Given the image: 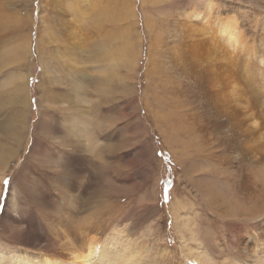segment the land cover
I'll list each match as a JSON object with an SVG mask.
<instances>
[{
	"label": "rangeland",
	"instance_id": "374dc122",
	"mask_svg": "<svg viewBox=\"0 0 264 264\" xmlns=\"http://www.w3.org/2000/svg\"><path fill=\"white\" fill-rule=\"evenodd\" d=\"M215 1L243 15L235 51H219L227 63L222 73L207 47L214 41L211 22L227 12L196 18V0H160L156 9L151 0H0V264L44 263L46 256L68 252L59 250L66 239L85 248L91 240L116 242L141 259L138 264H251L242 241L254 243L261 221L225 215L200 186L216 188L239 212L259 202L253 188L241 191L235 170L255 159L247 140L254 121L250 100L264 95V1ZM117 5L126 6V17H117ZM96 11L104 14L97 18ZM127 40L137 62L129 68L123 64ZM233 62L239 71H231ZM204 65L213 68L206 77ZM47 68L54 71L50 77L59 75V101L49 103L53 123ZM237 71L246 77L242 82ZM19 74L27 97L15 105L7 93ZM218 93L222 102L213 117L201 115ZM18 106L26 118L22 131Z\"/></svg>",
	"mask_w": 264,
	"mask_h": 264
},
{
	"label": "bare ground",
	"instance_id": "6f19581e",
	"mask_svg": "<svg viewBox=\"0 0 264 264\" xmlns=\"http://www.w3.org/2000/svg\"><path fill=\"white\" fill-rule=\"evenodd\" d=\"M169 1V4L171 2H173L174 0H167ZM194 1V0H193ZM264 1V0H262ZM152 2V6L154 9L157 8V5L159 4L160 0H151ZM163 2V1H162ZM166 2V1H165ZM196 5H198L196 8H194V12L190 14H188L190 12L187 11V15L188 16H194L196 18H199L200 16H202V18L205 20L206 17H209V16H213L214 17V13H222V12H227L228 11H233L235 10V8H232L231 6H216L217 5V2L215 0H203L202 2L201 1H198L196 0ZM228 3V2H227ZM194 3H192V5H194ZM200 4V5H199ZM221 5V4H220ZM230 5V4H229ZM44 6V5H43ZM71 6V5H70ZM73 6V5H72ZM206 6V7H205ZM68 7V6H67ZM118 7V11H117V17L121 18V15L122 17H126V6L123 5V11H122V6L121 5H117ZM194 7V6H193ZM192 8V7H191ZM190 9V8H189ZM218 9V11H216ZM44 11V9H42ZM46 10V9H45ZM81 9H79L80 11ZM192 10V9H191ZM183 11V9H182ZM185 11V10H184ZM181 12V11H180ZM205 12V14H204ZM236 12V11H235ZM184 13V12H182ZM90 14V13H89ZM96 14L98 15L97 18H100V15L101 14H104L103 12H97L96 11ZM186 15V16H187ZM250 13H245V18L249 17ZM12 16V15H11ZM82 16V15H81ZM193 17V18H194ZM226 18H215L213 19V21L211 22V24L214 26V30L212 32L211 29H212V26L209 27L210 30H207V32H210L211 33V36L213 38V42H211L212 44L211 45H208V54L210 53L211 56V62L212 64H214V66L221 70V73H222V69L221 67L226 71V68H227V63L225 62V56L222 55L219 51L221 52H224L226 53V55H228L229 53H231V51L229 50H234L236 49V43L239 42L240 40V37H239V32H238V29H239V21L241 22L242 20V17L243 15L241 14V12L238 13L237 11V15H235L234 13H226L225 15ZM195 18V19H196ZM14 19V18H13ZM118 19V18H116ZM186 19V18H185ZM190 19V17H189ZM226 19H228L226 21ZM82 21V20H80ZM203 21V20H201ZM211 21V19L209 20ZM249 21V20H248ZM7 22V21H6ZM25 22V21H24ZM210 23V22H209ZM2 27V25H1ZM50 27V26H49ZM54 28V27H53ZM207 28V27H206ZM96 29V28H95ZM197 30V29H196ZM195 29H192V34L197 32ZM201 30V28H200ZM206 30V29H205ZM24 31V30H23ZM80 31V30H78ZM88 31V30H87ZM120 31V30H119ZM194 31V32H193ZM42 32V31H41ZM200 32V31H199ZM202 32V31H201ZM205 32V31H204ZM25 33V32H24ZM209 33V34H210ZM53 32H52V28L50 29V33H49V40L53 39ZM203 34V33H202ZM110 35L112 36L113 35V32L110 33ZM195 35V34H194ZM207 35V33H206ZM24 36V35H23ZM128 36V33L125 34L124 36L122 37H127ZM204 36V35H203ZM208 38V37H207ZM198 40V39H197ZM210 40V38H209ZM242 40V38H241ZM201 41V40H200ZM21 42V41H20ZM52 42V46H51V53L52 55L54 54L55 52V49H54V45L55 43L53 41ZM130 41H126L125 42V46H126V53L124 54V61H123V64L125 67H132L133 64H137L136 61H133V60H136L134 59V56H131V52H133V48H134V45L133 43H129ZM242 42V41H241ZM196 44V43H195ZM242 44V43H241ZM197 45V44H196ZM200 45V44H199ZM244 45V44H243ZM18 46V45H17ZM234 46V47H233ZM48 48H50L49 46H47ZM242 47V46H241ZM98 48V46H97ZM238 48V47H237ZM205 49V48H204ZM49 50V49H48ZM42 53V52H41ZM102 53H105L107 54L108 53V48H107V52H106V48L103 49ZM118 53L121 54L122 51L121 50H118ZM101 55H104V54H101ZM209 55V56H210ZM19 56V55H18ZM27 56V55H26ZM21 57V56H20ZM24 58H25V55H24ZM54 58V57H53ZM239 58V57H238ZM57 59V58H56ZM200 60V59H199ZM208 60V59H207ZM246 60V59H245ZM263 60V59H262ZM25 61V60H24ZM243 63V60L241 61ZM45 65L47 63V66H48V57L46 58V61H44ZM29 64V63H27ZM129 64V65H128ZM52 65L56 68H59V63L58 61L56 60H52ZM23 66H24V63H23ZM22 66V67H23ZM27 66V65H26ZM238 65H236L235 62L232 63L231 65V71L234 72L235 71V68L236 70L239 71V69L237 68ZM137 67L134 66V68ZM160 67H161V64H160ZM162 68V67H161ZM164 68V67H163ZM213 70V68H209L207 65H204V67H201V71H202V74H204V77L208 76L209 73H211L210 71ZM254 70V69H253ZM252 68H250L247 72L250 74H252L253 71ZM164 71H165V68H164ZM217 71V70H216ZM236 72L237 73V78L236 79H240V82H242L241 80H243V76L242 74H239V72ZM45 72H48L46 76H48V83L49 86L51 87V89L47 92V96L46 97V107H47V114H48V118L52 121V123L55 121L54 119L52 120V113H51V107H52V104H49V103H54V101H59V75L58 76H54V77H50L51 74L54 73L53 70H49V68H47V71ZM110 72V70L108 71ZM161 72H162V69H160L159 71V76H161ZM166 72V71H165ZM86 75L88 74L87 72H85ZM80 74H84L83 72H81ZM165 74V73H163ZM170 76V75H169ZM229 77L232 78V74H229ZM245 77V76H244ZM84 78V81H85V77H82V76H79L78 79L81 81L83 80ZM171 78V77H170ZM221 78V77H220ZM246 78V77H245ZM47 79V78H46ZM45 79V80H46ZM165 79V77H164ZM234 79V80H236ZM250 79H251V76H250ZM159 80V78H158ZM161 80V79H160ZM205 80V79H204ZM47 81V80H46ZM176 81V80H175ZM224 81V80H223ZM170 82V81H169ZM168 82V83H169ZM232 82V81H231ZM15 85L12 87V89L10 91H8L7 94H10L8 95V99H10V101L13 99L15 101V105H18L20 102H22L26 97H27V86H26V81L24 80V76L23 74H19V76H17V78L15 79L14 81ZM159 83V82H158ZM164 83V81H163ZM188 83V82H187ZM206 80H205V86H206ZM245 83V82H244ZM170 84V83H169ZM168 84V85H169ZM177 84V83H176ZM162 85V84H161ZM165 85V84H164ZM166 85H167V82H166ZM174 85V84H173ZM217 85V84H215ZM48 86V85H47ZM172 86V85H171ZM176 86V85H175ZM179 86V85H178ZM186 86V84H185ZM218 86V85H217ZM239 86H241L239 84ZM162 87V86H161ZM174 87V86H173ZM249 87V86H248ZM101 88V87H100ZM160 88V87H159ZM166 88V87H165ZM169 88V87H168ZM239 88V87H238ZM243 88V87H242ZM262 88V86H261ZM172 89V87H171ZM174 89V88H173ZM172 89V90H173ZM213 89V88H212ZM48 90V89H47ZM66 90V89H65ZM167 90V89H166ZM176 90V89H175ZM184 93L186 91L183 90V88L181 89ZM67 91V90H66ZM161 91V90H160ZM164 91V90H163ZM178 91V90H176ZM175 91V92H176ZM209 91V90H208ZM213 91V90H212ZM234 91V90H233ZM248 91V90H247ZM251 91V89H250ZM180 92V91H178ZM249 92V91H248ZM65 93V92H64ZM163 93V92H162ZM252 93V92H251ZM46 94V93H45ZM178 93L174 94V96L177 97ZM179 96V95H178ZM218 96L219 97H214L212 100H209L210 103H211V108L208 110L207 108V111L203 112L202 111V114L201 115H205L206 112H208L209 115H211L213 117L214 115V110L213 108H219L220 105H221V102H222V99L220 97H222L219 93H218ZM237 96V95H236ZM256 96V95H255ZM6 97V98H7ZM216 99H219L220 102L218 100H215ZM251 98H253V95L251 94ZM260 99H263L264 100V95H259V97H257L256 99L253 98L252 100H250V109H251V115H252V118H253V122L251 124H248V132L250 133V137H248V150L250 149V153L251 151L254 152L255 154L252 156V158L254 157L255 159L253 160V162H248V163H244V165L240 166L239 170L236 172L235 170V175L238 176V185L240 184V188H241V191H246L249 187L250 189L253 188L254 190V196H255V199L257 198L259 200V202H255V208H251L250 210H247V211H243V212H239L238 210L235 209V206H233L232 204L230 205L229 202L227 201V199H225V196L222 192H220L219 190H217L216 188H213L207 184H201L200 188L201 190L206 194L207 198L209 197V199H211L214 203H216L219 207L223 206L226 208V211L223 212L225 215L227 214H233V217H241L242 215H246L245 217L250 219V216L251 218H257L259 219L261 222L260 223H256L257 225H260L259 229H256V232H255V236H252V239L254 241L253 244L249 243V241L247 239H244L242 242L244 243V245L242 246L243 247V250H245V254H247L248 256H250L251 259V264H264V256H261V255H264V243H261V240L264 239V182H260V178L262 177L263 175V178H264V166L263 167H260L259 164L264 162V128H262L264 126V110L263 111H260L256 108L257 105H260V106H263L264 105V101H260ZM154 100H156V102H160V96H155L154 97ZM249 100V98H248ZM9 101V102H10ZM162 101V100H161ZM252 101V102H251ZM101 102V101H100ZM249 102V101H248ZM161 103V102H160ZM169 103V102H168ZM49 104V105H48ZM146 104L148 105V107L150 106L149 103L146 102ZM174 104V103H172ZM177 104V103H176ZM228 104H231V101L229 102L228 101ZM48 105V106H47ZM217 107H216V106ZM249 106V105H248ZM174 107V106H173ZM171 106V108H173ZM167 109V108H166ZM237 110V108H236ZM14 111H16V120L20 122L19 124V130L22 131V128L25 127L26 125V118L23 116V109H20L19 106L18 107H14ZM165 112V111H164ZM182 113V112H181ZM184 113V112H183ZM218 113V112H217ZM235 113L234 110L230 111L229 113H227L228 115V118L230 115H233ZM14 114V112H13ZM220 114L222 115V112L220 111ZM56 115V114H55ZM181 115V114H180ZM179 116V114H178ZM76 117L77 119L76 120H73L72 122H76L78 125H80L79 123L81 122L80 120V116H76V115H73V118ZM163 117V116H162ZM231 117V116H230ZM171 118V117H170ZM167 119V118H166ZM179 119V118H178ZM207 120V119H206ZM185 121V120H184ZM9 120H6V126L12 131L11 129V123L9 122ZM85 121L82 120V124L84 125L85 127ZM184 123V122H183ZM189 123V121H188ZM72 124V123H71ZM171 124V123H170ZM225 124H228L227 122H224L223 125ZM195 125V124H194ZM75 127V126H74ZM174 127V126H173ZM77 128V127H76ZM185 128V126H184ZM189 129V128H188ZM187 129V130H188ZM210 129V128H209ZM212 129V128H211ZM210 129V130H211ZM5 130V129H4ZM177 130V128H176ZM175 130V131H176ZM186 130V129H185ZM190 130L193 131V133H196L197 131H199L197 128H195L193 125L190 127ZM85 131V130H84ZM183 131V130H182ZM212 131V130H211ZM239 132V131H237ZM13 133V131H12ZM175 133L177 132H174V135ZM213 133V132H212ZM19 134V131L15 130V133L13 134L14 137H16L17 135ZM88 134V132L86 133ZM210 134V133H209ZM182 135V134H181ZM186 135V134H185ZM184 135V136H185ZM86 136V135H85ZM179 136H180V132H179ZM203 136V135H202ZM55 138V137H54ZM89 138L91 139L90 135H89ZM175 138V137H174ZM177 138V136H176ZM185 138V137H184ZM216 139V137H215ZM218 139V138H217ZM171 140V139H170ZM173 142L175 141L174 139H172ZM179 140V139H178ZM182 140V138H181ZM191 140V139H190ZM198 140V139H196ZM192 141V140H191ZM71 142V141H70ZM88 142V141H87ZM180 142V141H179ZM76 143V142H75ZM90 143V142H89ZM189 143V142H188ZM196 143V142H194ZM171 144V143H170ZM176 144V143H175ZM233 144L234 146H236L239 150L242 147V144H241V141L237 140V137L236 139L233 141ZM173 145V143H172ZM195 145V144H194ZM89 146V144H88ZM190 146V145H189ZM196 146V145H195ZM210 146V145H209ZM173 147V146H172ZM178 147V146H177ZM176 147V148H177ZM187 146H185V149H186ZM207 148V146H206ZM223 148V147H222ZM201 149V148H200ZM204 149V148H203ZM176 150V149H175ZM197 150V149H196ZM211 150V149H210ZM244 150V149H243ZM215 152V151H214ZM249 152V151H248ZM178 153V152H177ZM203 154V153H202ZM219 154V153H218ZM217 154V155H218ZM240 157L243 158L245 156V152H240ZM181 155V154H180ZM208 155V153H207ZM178 156V155H177ZM201 156V155H200ZM203 156V155H202ZM186 157H187V154H186ZM251 157V156H250ZM177 158V157H176ZM249 158V157H248ZM214 159V158H213ZM212 159V160H213ZM246 159V158H245ZM185 160V159H184ZM206 160V159H205ZM211 160V159H210ZM178 161V160H177ZM215 161V160H214ZM248 161V160H247ZM185 162V161H183ZM208 162V161H207ZM206 162V163H207ZM210 162V161H209ZM208 162V163H209ZM187 163V162H186ZM221 163V162H220ZM211 164V162H210ZM218 164V163H217ZM223 164V163H222ZM253 166H251V165ZM185 165V163H184ZM224 165V164H223ZM186 166V165H185ZM206 166V164H205ZM226 166V165H224ZM187 167V166H186ZM253 167V168H252ZM237 168V167H236ZM252 168V169H251ZM248 169H251V171L247 172ZM232 170V169H231ZM233 171V170H232ZM211 172V171H210ZM254 174L252 176V174ZM212 173V172H211ZM249 176L250 178H255V181L252 183L250 180L252 179H249ZM195 179V178H194ZM257 179V180H256ZM201 182V181H200ZM199 182V183H200ZM199 187V186H198ZM239 188V187H238ZM201 191V192H202ZM244 196V195H243ZM254 200V199H253ZM185 207V206H184ZM224 215V216H225ZM251 220V219H250ZM256 226V225H255ZM258 227V226H257ZM120 231V230H119ZM71 232V231H70ZM67 234V233H66ZM70 234V233H69ZM76 234V233H74ZM120 234V233H118ZM127 235V234H126ZM66 236V235H65ZM75 236V235H74ZM116 236H118L116 234ZM68 237V236H67ZM115 237V235L113 236ZM74 238H77L74 237ZM108 238V237H107ZM111 238V237H110ZM116 238V237H115ZM63 239V238H62ZM70 239V238H69ZM117 239H120V237H117ZM115 239V240H117ZM121 239H124V237H122ZM112 240V239H111ZM238 240V239H237ZM114 241V239H113ZM120 241V240H119ZM118 243H121L119 242ZM122 241V240H121ZM124 241V240H123ZM122 241V242H123ZM208 241V240H207ZM89 242V241H88ZM88 242L86 243V245L88 244ZM112 242V241H111ZM127 243V242H126ZM132 243V242H131ZM130 243V244H131ZM231 243V242H230ZM122 244V243H121ZM236 244V243H234ZM238 244H239V241H238ZM116 245H119V244H116V242H114V244L112 245H104L101 244V246H99V244H93L92 240L90 242V245L87 246V248L85 247H81V244H76L75 242H73V240L69 241L66 239L64 242H60L59 241V250H62V249H65L67 250L68 252L66 253H63V251H59V256L58 257H54V256H46L45 260H44V263L40 262L41 261V257H37L38 261L40 263H37V264H138V262L142 261L141 259L137 258L134 256V254H132L130 251L126 250V249H121V248H118ZM126 247V246H125ZM127 248V247H126ZM234 248V247H233ZM259 251H262L263 254L259 255ZM259 252V253H258ZM32 255V254H31ZM30 255V256H31ZM244 255V253H243ZM25 256V255H24ZM32 257H35V256H32ZM45 257V256H44ZM23 260V258H22ZM28 261V260H27ZM36 261V260H35ZM25 262V261H24ZM26 263V262H25ZM28 264H31L30 262H28Z\"/></svg>",
	"mask_w": 264,
	"mask_h": 264
}]
</instances>
